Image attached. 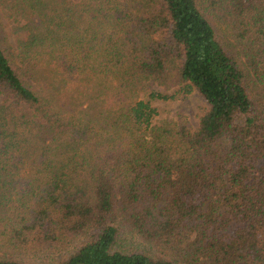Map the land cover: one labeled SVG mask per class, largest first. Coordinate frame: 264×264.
<instances>
[{
	"label": "trees",
	"instance_id": "trees-1",
	"mask_svg": "<svg viewBox=\"0 0 264 264\" xmlns=\"http://www.w3.org/2000/svg\"><path fill=\"white\" fill-rule=\"evenodd\" d=\"M0 264H264V0H0Z\"/></svg>",
	"mask_w": 264,
	"mask_h": 264
},
{
	"label": "rangeland",
	"instance_id": "rangeland-1",
	"mask_svg": "<svg viewBox=\"0 0 264 264\" xmlns=\"http://www.w3.org/2000/svg\"><path fill=\"white\" fill-rule=\"evenodd\" d=\"M206 12L211 17L215 26L217 25L219 36H223L225 33L228 32L222 24H219L218 20L214 16V13H212L211 10ZM4 24L9 41L12 44L16 43L18 37H23L25 35L21 31H19L18 33L14 31L15 28L20 26L18 22H12L9 19H4ZM227 42H229L227 44H234L232 39H228ZM148 89L149 92H159L167 96H171L169 97L170 99L167 100L161 99L152 101V105L158 109L159 121L179 122L181 120H187L192 126V128L195 129L199 124L200 117L202 116L205 109H207L208 107L204 98H202L196 91L184 95L178 92V86L167 88L164 86L152 85ZM140 96H142L140 98H148V95H146V93H143Z\"/></svg>",
	"mask_w": 264,
	"mask_h": 264
}]
</instances>
